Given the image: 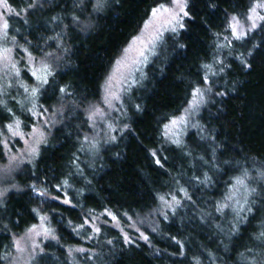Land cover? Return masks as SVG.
Masks as SVG:
<instances>
[{"label":"trees","instance_id":"trees-1","mask_svg":"<svg viewBox=\"0 0 264 264\" xmlns=\"http://www.w3.org/2000/svg\"><path fill=\"white\" fill-rule=\"evenodd\" d=\"M166 1L106 0L94 11V0H7L19 12L6 20L20 71L0 76V166L6 125L19 120L29 129L32 109L48 126L33 163L0 167V177L11 168L0 180L8 189L0 206V264H9L14 241L41 216L56 239L42 238L34 250L40 254L26 264H264V244L256 239L264 231V185L256 179L264 167V24L241 40L229 28L231 17L246 16L257 0H189L194 18L160 43L115 140L89 138L88 114L115 60ZM29 61L54 73L35 97L21 90L34 83ZM209 86L196 123L179 145L169 141L167 122L186 108L194 87ZM245 170L252 177L246 183L257 188L248 198L251 213L235 185Z\"/></svg>","mask_w":264,"mask_h":264},{"label":"rangeland","instance_id":"rangeland-1","mask_svg":"<svg viewBox=\"0 0 264 264\" xmlns=\"http://www.w3.org/2000/svg\"><path fill=\"white\" fill-rule=\"evenodd\" d=\"M94 1L96 2V0ZM261 2H264V0H257L255 3ZM170 3L171 0H167L162 4H165V6H170ZM257 12L260 15H264V9L258 8ZM8 13L9 12L3 6H0V17L6 19V15ZM248 15L249 12L246 16L238 18L240 25H242L241 30L243 31H247L252 23L251 21L247 20ZM3 19H0V24L3 23ZM256 23L258 25H262L264 24V21L257 20ZM169 27L170 26L167 24V14L162 13L157 15L156 17H153L151 12L140 30L129 41L118 58L115 60L103 84L101 99L94 103L88 114L89 117V115L92 114L95 108L100 109V113L94 115L90 120L92 132L89 135V138L92 139L94 144L109 141L111 137L115 135L116 130L120 129L119 121L125 115V107L130 101L134 90L142 83L141 81L143 79V76L146 74V66L153 59L155 54H158L160 43L164 42L166 36L172 34L170 31H166V29ZM230 32L231 36L233 37L231 29ZM160 33H163V36L161 39H157ZM7 41L8 39H0V48L7 47L12 50L8 54L9 58L7 60L0 59V76L5 75V78H7L8 76L18 77L16 71H20V69L17 65V60L13 57L14 47ZM117 61H119V63H117ZM37 63L34 64L29 61V66L26 68L29 75L32 77L31 82H34L33 84L27 85V87L29 86V88H27V92L29 93H31L32 88L37 87L38 85V81L36 77L32 75V72L35 71L37 75L43 76L41 62H39L38 64ZM13 64L15 65V68L12 67ZM110 77L111 79H109ZM21 90L25 91V87ZM106 96L110 101L111 106H109V104L105 102ZM190 101H192L193 103L190 104ZM190 101L186 108L179 115L169 120L165 125V136L171 142L177 140L180 141L182 136L185 134L186 129L196 123L198 110L204 102L200 103L198 100H194V97ZM31 105L32 102L30 103L29 107ZM186 109L188 111H185ZM34 111L36 112V110ZM181 117H183L184 119L181 120ZM45 119L46 118L43 114L37 113V115H33V122L29 125V129H18V131L23 133V138H20L19 136L14 137L11 135V133L7 132V136H5L3 140L7 141L8 145V147L5 148L6 162L0 166L1 168L8 165L9 167H15L20 164L19 160L26 161L28 159H31V157L27 155L26 150L33 144L34 136L39 137L40 133H46L45 128L48 126V121H46ZM174 120L176 121L175 124L172 123V121ZM13 156L18 157V160L12 161L11 157ZM6 169L11 168L6 167ZM8 173L9 171L4 172V176L0 177V180L3 179L2 182L5 178L8 177ZM2 182L0 183V191L4 190V188L1 186ZM42 224L43 227H46V224L40 221L36 225L33 232L27 231L16 238L15 241H19L20 247L23 248L24 251L18 252L15 246V253L11 257L9 264H26L30 253L33 251V243L35 242L37 244H40L41 239L45 237L43 235V228L41 227ZM127 226L128 229L132 228V231L137 234L139 232L140 234L138 235H141V228L137 226L135 227L132 224ZM36 232H40L41 234L36 235ZM123 232L125 234L124 230Z\"/></svg>","mask_w":264,"mask_h":264},{"label":"snow or ice","instance_id":"snow-or-ice-1","mask_svg":"<svg viewBox=\"0 0 264 264\" xmlns=\"http://www.w3.org/2000/svg\"><path fill=\"white\" fill-rule=\"evenodd\" d=\"M106 3V0H96L95 4L93 5L94 11H99L100 9H102L104 7ZM0 6H3L9 13H15L16 15H19V12H17L15 9H12L8 3L7 0H0ZM36 4L35 3H30L27 5V8H33L35 7ZM27 8L25 9H21L20 11H27ZM264 9V2L261 3H254L253 6L249 9V15L247 16V20L251 21V26L247 29V31H243L242 29V25H240V22L238 20V18L236 16H232L231 17V21L229 23V27L232 31V35L233 38L236 40H241L244 39L248 32H252L255 31L258 27H260V25H258L256 23L257 20L259 21H264V15H260L257 12V9ZM167 14V24L170 26L169 28L166 29V31H170L171 33L177 34L179 32V30H182L185 28V19L187 18L188 20H192L194 17L191 14V8H190V4H189V0H171L170 6H165V4H160L157 7H154L152 9V16L156 17L159 14ZM0 19H3L2 17H0ZM73 20L75 23L79 24V20L77 17H73ZM91 25H85V27H90ZM8 29H9V23L6 19H3V23L0 24V39L3 40H7L8 39ZM163 36V33H160L157 37V39H161ZM13 41H15V37H12ZM180 47H183V45H180ZM260 44H253V49L259 48ZM12 50L10 48L7 47H2L0 48V59L3 60H7L9 58L8 54L11 52ZM24 51H27V49H24ZM30 59H31V53L28 54ZM46 55L51 56L52 53H46ZM249 56L252 55V52L248 53ZM117 63H119V61H117ZM218 63H220L222 66L220 68V71L222 72L224 70V67H226L223 64V61H218ZM241 63L244 65L245 68H251V63L247 62L245 59L241 58ZM13 68H15V65H12ZM205 67H208L207 65H205ZM42 71L44 73L43 76L37 75V73L35 71L32 72V75L34 77H36L37 81H38V85L42 86V85H46L49 83V77L54 76V73L50 70V66L47 64H44L42 66ZM16 74L19 75V70L16 71ZM213 75H215V73H213ZM111 79V77L109 78ZM203 84L204 85H209V79L208 76L205 75L203 77ZM39 86L38 87H34L31 90V94L33 97H35L39 91ZM211 87H207V88H201V87H194L193 91H192V96L194 97V100H198L200 103L204 102V95L206 92H211ZM25 91H28L27 88H25ZM60 93H66V88L61 87L59 89ZM218 95H223V93H218ZM115 98V97H114ZM105 102L109 104V106H111L110 101L108 100L107 96L105 97ZM193 103L192 101H190V104ZM35 107V105H34ZM137 109L139 110V106L137 105ZM30 111L33 112V115H37V113L30 109ZM47 111V110H45ZM185 111H188L187 109ZM100 113V109L99 108H95L92 112L91 115H89V120L92 119V117L94 115H97ZM184 118L181 117V120H183ZM173 124L176 123V121H172ZM20 126V121L17 120L15 121V127L13 124H8L6 125V128L8 130L9 133H11L12 136L16 137L19 136L20 138H23V133H21L20 131H18ZM167 127V126H166ZM111 139L114 141L115 137H111ZM177 145H179L180 141H174ZM46 143V140L44 139V134L40 133L39 137L34 136L33 137V144L31 146H29V148L26 150L27 151V155L29 157H31V159L28 160H19L20 164L23 163H28L31 164L33 163V161L39 156V145ZM4 147L7 148V141L3 142ZM12 161H17L18 157L13 156L11 157ZM157 163H159V161H157ZM11 171V169H5V172ZM252 177L249 176L248 171L245 170L242 174V176L240 177H236L235 178V185H239L243 190H244V201H245V205H248V207L246 208V211L248 213H251L253 211V208L251 206L252 203H254V201H249V197L253 196L254 194H257V188L256 187H251L249 184L246 183V181L251 180ZM256 179H258V181L260 182L261 185H264V167L258 168L256 170ZM65 184L67 183L66 181L64 182ZM15 187V186H13ZM32 191L36 192V195L38 196H45L46 193L44 191H39L37 192L36 190V186L32 185ZM57 191H59V188H57ZM8 192V189H4L3 191H0V206H3V197L6 196ZM53 199H56V197H53ZM163 199V198H161ZM228 199H231V197H228ZM63 203L68 204L69 201L67 199H65L63 201ZM245 205H241L239 208V211H245ZM228 205H222V206H218L217 210L221 211L223 207H227ZM33 211H35V209H33ZM239 211L237 212V215H239ZM41 221H46L47 217L46 216H41L40 217ZM113 219H115V217H113ZM87 223V221H86ZM35 225L29 229V232H33L35 230ZM41 227L43 228V235L45 236V238H51V239H56L55 235H52V230L46 227H43V224L41 225ZM96 232H99V229L96 228L95 229ZM40 232H36V235H40ZM143 236V234H141ZM145 240H147V237H143ZM257 240H259L262 244H264V231L260 232L259 235L256 237ZM125 242L126 243H132V241L125 236ZM109 243H111V241H109ZM14 244L16 246V250L18 252H23L24 249L20 247L19 241H14ZM40 248V245L37 243H33V252L30 253L29 255V261H33L36 259L37 255H39L40 253L35 252V249ZM43 250L41 249V252ZM76 251L79 252H83L85 251L84 249H76ZM249 252H251V249H248ZM6 257H0V259H5ZM91 258V257H89ZM252 264H255V261L252 262Z\"/></svg>","mask_w":264,"mask_h":264}]
</instances>
